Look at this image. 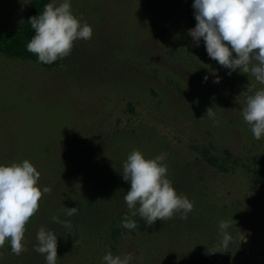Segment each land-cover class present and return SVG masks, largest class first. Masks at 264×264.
Returning a JSON list of instances; mask_svg holds the SVG:
<instances>
[{"label":"rangeland","instance_id":"rangeland-1","mask_svg":"<svg viewBox=\"0 0 264 264\" xmlns=\"http://www.w3.org/2000/svg\"><path fill=\"white\" fill-rule=\"evenodd\" d=\"M29 2L0 0V31L22 22ZM70 2L93 35L57 65L0 54V164L28 159L51 188L26 225L27 251L6 242L0 264H46L34 250L41 226L57 235V264H105L109 251L132 253L130 264H264V137L242 116L264 85L229 75L193 40V0ZM133 149L166 154L173 187L194 203L187 219L131 215L122 172ZM125 215L136 229L122 226ZM221 220H232V240L212 252L224 250Z\"/></svg>","mask_w":264,"mask_h":264},{"label":"clouds","instance_id":"clouds-1","mask_svg":"<svg viewBox=\"0 0 264 264\" xmlns=\"http://www.w3.org/2000/svg\"><path fill=\"white\" fill-rule=\"evenodd\" d=\"M192 7L196 25L189 34L193 40L199 44L203 38L209 57L229 69V75L239 69L264 85V0H193ZM28 21L34 35L27 43V51L44 64L69 56L77 40H89L93 35L92 26L73 13L70 0L58 5L52 0L44 5L42 13ZM204 79L207 80V76ZM215 82L218 83L219 78ZM206 115L215 116L212 107L207 109ZM242 116L256 140L264 137V88L247 96ZM165 160L164 153L147 158L141 150L133 149L123 163V179L131 185L124 201L131 215L138 214L147 225H153L158 219H172L177 213L181 214V219H187L194 208V203L173 187ZM40 177V171L28 159L0 164V248L9 242L12 253L17 256L27 251L26 225L39 211L44 195L51 193L50 187H40ZM77 212V207L66 208L69 217ZM52 219L71 230L70 221H61L57 216ZM232 220L219 222L222 241L218 249L224 250L212 252L227 251L232 240L227 229ZM122 226L129 230L138 227L127 215ZM36 239L34 250L45 256L46 264H57L55 232L41 226ZM2 255L0 253V257ZM132 259V253L121 256L111 251L103 257L105 264H130Z\"/></svg>","mask_w":264,"mask_h":264},{"label":"trees","instance_id":"trees-1","mask_svg":"<svg viewBox=\"0 0 264 264\" xmlns=\"http://www.w3.org/2000/svg\"><path fill=\"white\" fill-rule=\"evenodd\" d=\"M49 2L50 0H30L22 22L0 31V54L10 57L30 58L38 62V57L27 51V43L34 35V30L28 20L30 17L42 13L44 5ZM41 64L44 66H55L58 64V60L52 64Z\"/></svg>","mask_w":264,"mask_h":264},{"label":"crops","instance_id":"crops-1","mask_svg":"<svg viewBox=\"0 0 264 264\" xmlns=\"http://www.w3.org/2000/svg\"><path fill=\"white\" fill-rule=\"evenodd\" d=\"M32 95H33V91H32V93H30V97L28 98L29 102H30L31 98L33 97Z\"/></svg>","mask_w":264,"mask_h":264}]
</instances>
